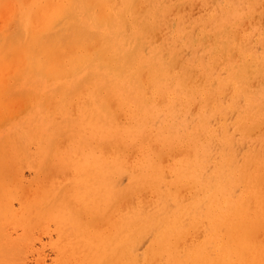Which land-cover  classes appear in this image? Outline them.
Returning a JSON list of instances; mask_svg holds the SVG:
<instances>
[{
  "label": "bare ground",
  "instance_id": "1",
  "mask_svg": "<svg viewBox=\"0 0 264 264\" xmlns=\"http://www.w3.org/2000/svg\"><path fill=\"white\" fill-rule=\"evenodd\" d=\"M0 21V264H264V0Z\"/></svg>",
  "mask_w": 264,
  "mask_h": 264
},
{
  "label": "rangeland",
  "instance_id": "2",
  "mask_svg": "<svg viewBox=\"0 0 264 264\" xmlns=\"http://www.w3.org/2000/svg\"><path fill=\"white\" fill-rule=\"evenodd\" d=\"M3 29V22L0 21V31ZM1 110V109H0ZM0 117H2V113L0 114ZM48 253V252H47ZM47 262L50 263L49 258H47Z\"/></svg>",
  "mask_w": 264,
  "mask_h": 264
}]
</instances>
